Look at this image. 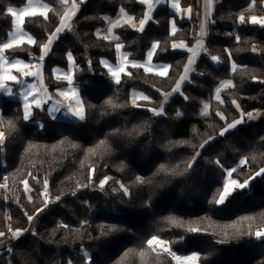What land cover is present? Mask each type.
Returning a JSON list of instances; mask_svg holds the SVG:
<instances>
[{
    "label": "trees",
    "instance_id": "1",
    "mask_svg": "<svg viewBox=\"0 0 264 264\" xmlns=\"http://www.w3.org/2000/svg\"><path fill=\"white\" fill-rule=\"evenodd\" d=\"M192 1L181 0V5ZM216 1L205 42L212 56H200L191 82L168 101L164 117L135 107L131 92L142 90L151 97L148 104L162 105L163 93L174 87L188 58L186 52L172 50L173 40L191 45L196 39L190 22L163 6L142 32L127 24L116 29L133 61L143 62L157 43L153 61L169 65L166 76L136 66L115 84L101 65L103 57L115 61L116 42L98 37L97 29L105 26L106 15L115 17L121 9L140 21L146 7L138 0H88L75 23L79 40L65 33L47 56L44 70L54 88L51 69L67 67V53L74 55L83 120H55L38 108L26 119L19 99L0 96V127H5L0 143V264H120L131 250L151 255L131 264H173L168 254L153 252L151 245L159 238L180 256L200 253L201 264H264V235L255 236L256 228L264 231V172L219 202L227 171L243 158L245 165L232 172L239 183L264 167V121L219 136L240 116L264 110V27L248 22V15L264 13V0ZM26 2L0 0V45L13 29L9 9ZM172 18L178 25L174 35ZM59 25L54 12L27 17L23 28L34 44L9 47L5 54L25 59L40 55ZM226 77L234 85L223 92L222 105L213 100L211 114L201 116V103ZM162 165L166 167L159 171ZM25 180L37 194L32 201ZM46 189L52 201L45 207ZM146 217L151 219L148 226ZM9 226L21 233L10 245ZM251 227L254 233L249 234Z\"/></svg>",
    "mask_w": 264,
    "mask_h": 264
},
{
    "label": "crops",
    "instance_id": "2",
    "mask_svg": "<svg viewBox=\"0 0 264 264\" xmlns=\"http://www.w3.org/2000/svg\"><path fill=\"white\" fill-rule=\"evenodd\" d=\"M138 1L145 5V15L146 13H148V15L151 13V16H153L155 10L158 7L167 6L170 9L178 4L180 5L179 14H175L178 16L180 21H188L191 24L195 23V20H197L194 19V21H190L191 18H193V14L196 13L199 8L198 4L206 3L205 5L207 6L208 12L210 10V7L212 6L210 0H193L192 4L187 7L181 5V0ZM64 4L66 7H59L60 13H58L55 9L58 4L53 0H27V2L23 6L12 7L9 9L11 15L13 16V29L10 32L7 43L4 45H0L2 48H4V54L0 55V96H10L19 99L22 102L26 119H29L31 117L35 108L45 109L51 116V118L55 120L62 119L66 121L79 122L84 119L83 102L80 95L82 85L75 81L77 65L75 57L72 53H67V67L64 68L55 66L51 69L50 77L55 83V87L51 89L47 87V83L44 78V67L37 68L35 66V63L30 59H25L19 56L8 57L5 54V50L9 47L19 46L24 43H27L29 45L34 44L33 37L29 35L23 28L25 19L29 16L41 15L43 17H48L51 12H54L60 16L59 27L49 37L48 42L46 43L40 54V56L43 58H47V56L51 52L52 46L63 34H71L77 40H79L78 34L75 30V20L79 15L80 7L76 3L71 4L70 1H65ZM150 8L152 9V11H150ZM104 27L101 28L104 29ZM118 40L119 38L117 40L114 39V41L116 42L115 61H111L112 65L106 66L105 63H103V59L107 60V58L103 57L101 59V65L103 66V68H105L108 75L111 77L115 84H118L121 80V77L124 74L128 73L130 67L141 66V62L133 61L130 58V54L124 51L123 44L118 42ZM157 45L158 44L155 43L152 47L155 46L157 48ZM119 56L121 57V65L113 66L116 65ZM169 69V65L165 68L162 67L160 68V71H162L161 74L158 73L157 75L166 76L169 72ZM16 77H19L22 82H25L21 84H24L26 86V93L29 94V92H31L28 96L29 98L33 99V101H31L30 103H27L25 101L27 97L23 96V90H21L20 87H16L17 82L14 81ZM38 89L42 91V94L34 92ZM34 96H37V98H35Z\"/></svg>",
    "mask_w": 264,
    "mask_h": 264
},
{
    "label": "rangeland",
    "instance_id": "3",
    "mask_svg": "<svg viewBox=\"0 0 264 264\" xmlns=\"http://www.w3.org/2000/svg\"><path fill=\"white\" fill-rule=\"evenodd\" d=\"M53 1H55L58 4V6L55 8L58 13H60L59 7H62V8L66 7L64 4L65 1H70L71 4L72 3L75 4L74 0H53ZM210 1L212 3L211 4L212 6L210 7L209 12L207 11V6L205 5L206 3L205 4L204 3L198 4L199 8L197 7L198 8L197 12L193 14V18H191V20H190V21H194V19H197V20H195L196 21L195 23H192L194 26V32L196 35V39H195L194 43L190 45L184 40H173V42H172V50L173 51L186 52L188 54V58L186 60V63L183 67V70H182L176 84L174 85V87L171 90L163 93L164 97H163L162 105L159 107L151 106L150 104H148V102L151 101L150 96H148L142 90H133L131 92V101L135 107H138L141 109H148L156 117H164L166 115L165 106L168 103V101L175 95H182L183 86L186 83L191 82V77L195 73L196 63L199 60L200 56H202V54H204V52L209 51L208 49H206L205 42H206L208 30H209V27H208L209 20L211 18L212 13L214 12V8H215V5L217 3L216 0H210ZM86 3H83V4H77L76 3V4L80 7V10H81ZM165 5H166V2H165ZM170 9L174 13L179 14L180 5L177 4V5L173 6V8H170ZM150 11H152L151 8H150ZM119 14H121V15H119ZM151 15H152L151 13L149 15H148V13H146L144 18H142L140 21H137V20H134L135 18L131 13H129L125 9H121L120 12L118 13V15L115 17L109 16V15H106L104 17L105 27H104V29L99 28L97 30V35L102 37V38H105L107 40H113V41H114V39L117 40L119 38V35L116 32L117 27H120V26H123L126 24L131 26L133 29H135L139 32H142V31H144L145 27L152 21L153 17ZM240 17L243 19L245 17V15L242 13ZM128 19H130V20H128ZM248 22L250 24L257 25L259 27H264V13L258 14V15L257 14L248 15ZM75 23H76V20H75ZM239 24L240 23H237L236 27L239 26ZM177 30H178L177 22L175 21L174 18H172L170 21V33L172 35H174L177 32ZM254 49L256 51L258 50L259 53H260V51H263L262 48L258 47V46H255ZM155 50H156L155 46L151 47L149 49V51L147 52L145 60L143 62H141L140 65L145 69L146 72L152 73V74L155 73L157 75L158 73L161 74V72H162V71H160V68H162V67L165 68L168 65H166L165 63H156L153 61ZM1 54H4V48H2L0 46V55ZM43 59L46 60L45 64H47L48 59L47 58H43ZM103 63H105L106 66L112 65V62L108 59L107 60L103 59ZM214 63H215V65L219 64L217 59H214ZM119 65H121V57L120 56L118 58L116 65H113V66H119ZM35 66L38 68L37 64H35ZM235 69H236V65H235V63L232 62L231 72H233ZM160 76H162V75H160ZM44 78H45V81L47 83V87L49 89H51L50 85L48 84V81H47L49 79V75L46 72H45ZM14 81L17 82L16 87L17 88L20 87V89L23 90L22 91L23 96L27 97V99H25V101L27 103H30L31 101H33V99L29 98V96H28L31 92H29V94L26 93V90H25L26 86L24 84H21V83H25V82H22L19 77L18 78L16 77ZM263 81H264V79H263ZM233 85H234V81L231 77H226V78L220 79L216 83V85L214 86L213 95L211 96V98H209L207 100H203V102L201 103V106L199 107L200 108L199 109L200 115L201 116H208L211 114V111H212L211 103L213 100L217 101L214 103L215 105H217V107L220 106L219 104L222 105V103H223V92L225 90L233 87ZM34 92H36L38 94H42V91L40 89H38L37 91H34ZM34 97L37 98V96H34ZM235 105L237 106L236 108H239V104L237 102H235ZM83 109H84V105H83ZM217 114L222 119H225V114L223 113L222 110H217ZM84 116H85V109H84ZM259 121H264V110L253 112L247 116H240L236 120L227 124L221 130L219 136H224V135L234 131L235 129H237L240 126L247 125L250 123L259 122ZM2 126L0 127V143L3 142V138L5 136V127H4V125H2ZM214 139H216V137L211 138V140H214ZM180 145H182V144H180ZM245 163H246V159L243 158L240 161V163H238L233 169L227 171V175L225 178V187H224V189L221 192V195L219 197L220 204H222L227 199V197L229 195H231L237 188L238 189H244L245 187H247L250 184V182H252V180L255 177L260 176L264 172V167H263L262 170H260L251 179H249L248 181H246L244 183H239L232 176V172L234 170L238 169L239 167L245 165ZM165 167H166V165L160 166L159 171L163 170ZM107 182H108V179L107 178L104 179L101 182V186L104 187ZM82 186H84V185H82ZM24 188H25L27 197L29 198V201L34 200V198L36 197L37 194L34 192L32 187L30 186V184L26 180L24 181ZM42 195H43V200L45 202V207H46L47 205H49L51 203L52 196H51V193L49 192L48 189L44 190L42 192ZM46 196H49V199H47L48 197L46 198ZM24 214L26 216H30V213L26 210H24ZM150 220L151 219L146 217L144 220V224L146 226H148L147 221H150ZM253 229L254 228L251 227V229H249L248 233L250 234V232H252ZM247 230H248V228L246 229V231ZM253 233H254V231H253ZM19 235H21L20 232H19V234L14 232L13 229L9 226V239L11 241L9 243V245L11 243L15 244V242H17V240L19 238ZM262 235H264V231L262 230V228H259V227L256 228L255 229L256 238L260 239V236H262ZM158 240L166 242L168 244L169 248L172 250L171 243L168 240H164L161 238L156 239V241H158ZM151 246H152L153 252H155V253H166V254H168L167 252H164V251H156L154 248V244H152ZM8 249H9V247H8ZM11 252H12V250L9 249V255L11 254ZM0 254H1V252H0ZM145 255L147 257L151 256L149 254H146L145 252L140 251L138 253H135V251L131 250L128 252V256H125L124 259H121L120 264H131L133 259L138 258L139 260H141V259L146 257ZM191 255L196 257L198 259L199 263L201 264V262H200L201 255L198 252H191L187 255H181V256L185 257V256H191ZM8 259H10V258H8ZM172 261H173V264H175L173 259H172ZM9 264H12V261H9Z\"/></svg>",
    "mask_w": 264,
    "mask_h": 264
},
{
    "label": "bare ground",
    "instance_id": "4",
    "mask_svg": "<svg viewBox=\"0 0 264 264\" xmlns=\"http://www.w3.org/2000/svg\"><path fill=\"white\" fill-rule=\"evenodd\" d=\"M154 248L156 251H164L167 252L170 257H172V259L174 260L175 264H200L198 259L194 256H185L182 257L180 255H178L177 253L173 252L168 244L166 242L163 241H156L154 244Z\"/></svg>",
    "mask_w": 264,
    "mask_h": 264
},
{
    "label": "built area",
    "instance_id": "5",
    "mask_svg": "<svg viewBox=\"0 0 264 264\" xmlns=\"http://www.w3.org/2000/svg\"><path fill=\"white\" fill-rule=\"evenodd\" d=\"M88 0H74L75 3L77 4H83V3H86ZM204 55L206 57H211L212 54L210 51H206L204 52ZM29 59L31 61H33L35 64H37L38 67H44L46 64V60L43 59V57H41L40 55L36 54V53H33L30 55ZM48 197V198H47ZM47 199H49V196H46Z\"/></svg>",
    "mask_w": 264,
    "mask_h": 264
}]
</instances>
